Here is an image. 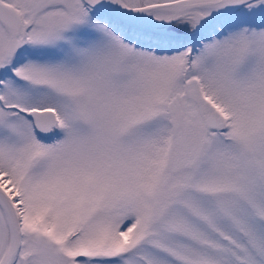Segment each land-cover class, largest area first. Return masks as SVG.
I'll use <instances>...</instances> for the list:
<instances>
[{
    "label": "snow or ice",
    "instance_id": "6c2138e0",
    "mask_svg": "<svg viewBox=\"0 0 264 264\" xmlns=\"http://www.w3.org/2000/svg\"><path fill=\"white\" fill-rule=\"evenodd\" d=\"M0 264H264V0H0Z\"/></svg>",
    "mask_w": 264,
    "mask_h": 264
}]
</instances>
